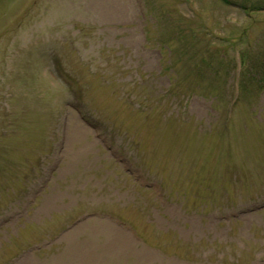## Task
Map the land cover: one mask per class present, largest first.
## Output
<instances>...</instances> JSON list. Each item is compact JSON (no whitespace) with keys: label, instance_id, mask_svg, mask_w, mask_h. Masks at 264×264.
Returning a JSON list of instances; mask_svg holds the SVG:
<instances>
[{"label":"rangeland","instance_id":"1","mask_svg":"<svg viewBox=\"0 0 264 264\" xmlns=\"http://www.w3.org/2000/svg\"><path fill=\"white\" fill-rule=\"evenodd\" d=\"M241 3L0 0V264H264V0Z\"/></svg>","mask_w":264,"mask_h":264},{"label":"trees","instance_id":"2","mask_svg":"<svg viewBox=\"0 0 264 264\" xmlns=\"http://www.w3.org/2000/svg\"><path fill=\"white\" fill-rule=\"evenodd\" d=\"M225 5H235V6H241L242 0H222ZM253 8H259L261 6L260 0H251Z\"/></svg>","mask_w":264,"mask_h":264}]
</instances>
